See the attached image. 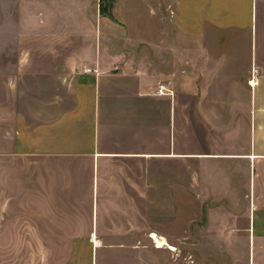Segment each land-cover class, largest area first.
Returning <instances> with one entry per match:
<instances>
[{
    "label": "crops",
    "instance_id": "1",
    "mask_svg": "<svg viewBox=\"0 0 264 264\" xmlns=\"http://www.w3.org/2000/svg\"><path fill=\"white\" fill-rule=\"evenodd\" d=\"M219 253L264 264V0H0V264Z\"/></svg>",
    "mask_w": 264,
    "mask_h": 264
},
{
    "label": "rangeland",
    "instance_id": "2",
    "mask_svg": "<svg viewBox=\"0 0 264 264\" xmlns=\"http://www.w3.org/2000/svg\"><path fill=\"white\" fill-rule=\"evenodd\" d=\"M183 242H189V240H188V236L186 237V240H183ZM182 258L183 259H187V260H190V255H189V251L188 250H183L182 252ZM215 253H217V252H215ZM237 254L238 253H241V252H236ZM213 261H214V263L215 264H222V256H221V254L219 253V255H217L214 259H213Z\"/></svg>",
    "mask_w": 264,
    "mask_h": 264
},
{
    "label": "built area",
    "instance_id": "3",
    "mask_svg": "<svg viewBox=\"0 0 264 264\" xmlns=\"http://www.w3.org/2000/svg\"><path fill=\"white\" fill-rule=\"evenodd\" d=\"M253 82V81H251ZM252 86H254V82L252 83ZM158 95H165V94H168V95H171V91L165 89L163 86H160L156 92ZM154 242H156L154 239H153ZM158 246V245H156Z\"/></svg>",
    "mask_w": 264,
    "mask_h": 264
},
{
    "label": "bare ground",
    "instance_id": "4",
    "mask_svg": "<svg viewBox=\"0 0 264 264\" xmlns=\"http://www.w3.org/2000/svg\"><path fill=\"white\" fill-rule=\"evenodd\" d=\"M151 238L154 239V240H156V243L158 244V247H160V248L163 247V246H166V247H167V243H166L165 240H159V239L157 238V236L154 235V234L151 236ZM170 249L174 251L173 248H170Z\"/></svg>",
    "mask_w": 264,
    "mask_h": 264
}]
</instances>
